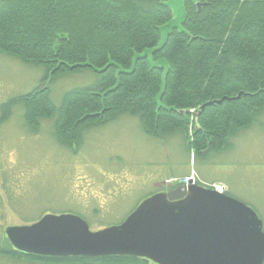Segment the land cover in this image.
Listing matches in <instances>:
<instances>
[{"label": "trees", "instance_id": "16d2710c", "mask_svg": "<svg viewBox=\"0 0 264 264\" xmlns=\"http://www.w3.org/2000/svg\"><path fill=\"white\" fill-rule=\"evenodd\" d=\"M183 1V17L160 42L173 16L168 0H0V52L44 65L47 73H96L92 84L64 92L58 105L44 85L9 98L0 124L21 105L32 132L50 119L58 144L72 148L89 125L128 113L152 136L182 131L198 153L227 148L264 112V0ZM9 247L4 239L0 256L29 264H147Z\"/></svg>", "mask_w": 264, "mask_h": 264}, {"label": "rangeland", "instance_id": "374dc122", "mask_svg": "<svg viewBox=\"0 0 264 264\" xmlns=\"http://www.w3.org/2000/svg\"><path fill=\"white\" fill-rule=\"evenodd\" d=\"M168 4L173 16L161 29L160 42L184 13L183 0ZM95 79L89 68L52 74L44 65L0 52V106L37 85L49 87L58 105L64 92ZM22 114V106L15 105L0 124V246L4 228L45 214H80L91 230L118 224L141 200L186 176L204 186L223 184L256 212L264 231V112L230 137L227 148L205 153L191 149L180 130L145 133L137 116L128 113L89 125L80 145L69 148L56 141L50 119H41L32 132ZM0 264L29 262L0 256Z\"/></svg>", "mask_w": 264, "mask_h": 264}, {"label": "water", "instance_id": "95a60500", "mask_svg": "<svg viewBox=\"0 0 264 264\" xmlns=\"http://www.w3.org/2000/svg\"><path fill=\"white\" fill-rule=\"evenodd\" d=\"M4 232L17 251L43 257L130 256L154 264L264 262V231L256 212L198 184L154 193L121 223L98 230L77 214L62 213L45 214Z\"/></svg>", "mask_w": 264, "mask_h": 264}, {"label": "built area", "instance_id": "2783aa9c", "mask_svg": "<svg viewBox=\"0 0 264 264\" xmlns=\"http://www.w3.org/2000/svg\"><path fill=\"white\" fill-rule=\"evenodd\" d=\"M213 188L218 191V192H223L224 191V186L220 185V184H214Z\"/></svg>", "mask_w": 264, "mask_h": 264}, {"label": "flooded vegetation", "instance_id": "af4514ba", "mask_svg": "<svg viewBox=\"0 0 264 264\" xmlns=\"http://www.w3.org/2000/svg\"><path fill=\"white\" fill-rule=\"evenodd\" d=\"M3 239H5L4 237H3ZM7 240V239H6ZM4 241V240H3ZM8 241V240H7ZM9 245H10V249H13V250H16V249H14L12 246H11V244L9 243ZM17 251V250H16Z\"/></svg>", "mask_w": 264, "mask_h": 264}]
</instances>
